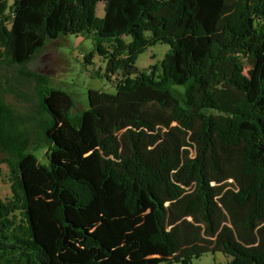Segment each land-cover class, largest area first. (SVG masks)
<instances>
[{"label":"trees","instance_id":"1","mask_svg":"<svg viewBox=\"0 0 264 264\" xmlns=\"http://www.w3.org/2000/svg\"><path fill=\"white\" fill-rule=\"evenodd\" d=\"M68 35L114 82L85 110L27 68ZM1 165L0 264H264V0H0Z\"/></svg>","mask_w":264,"mask_h":264},{"label":"rangeland","instance_id":"2","mask_svg":"<svg viewBox=\"0 0 264 264\" xmlns=\"http://www.w3.org/2000/svg\"><path fill=\"white\" fill-rule=\"evenodd\" d=\"M13 0H8L12 4ZM96 16L101 18L103 16V4L98 3L96 7ZM93 50V45L90 39L82 35H68L61 37L55 41H50L42 49V51L28 64L27 68L31 71L44 74L49 78V85L53 88L59 89L68 93L76 102L77 108L85 110L88 107L87 91L99 90L109 94L115 93L114 82H109L103 76L105 68V61L98 55H94L91 64H84L83 57ZM168 50V46L157 44L148 47L145 52L138 55L135 65L139 70L147 71L152 65L160 62ZM244 68V72H246ZM96 72L101 76H97ZM25 91L27 92V86ZM38 160L44 163V151H36ZM0 176V197L6 199L10 197V184L8 180V172L4 165H1ZM185 190H190L186 188ZM192 191V190H191ZM225 192V191H224ZM220 193L223 195V193ZM220 194L217 195V203L219 205ZM183 221H190L187 218H181L171 227L175 228ZM239 232L245 236L241 231ZM222 232L220 226L217 227V234ZM217 235L209 241H216ZM203 239V238H202ZM188 238L181 242V248L190 249L191 245ZM214 244V243H213ZM190 245V246H189ZM209 252H203L202 256L195 260L194 263L201 264H228L229 258L224 256L218 249Z\"/></svg>","mask_w":264,"mask_h":264}]
</instances>
